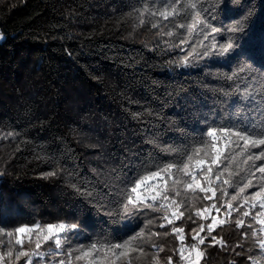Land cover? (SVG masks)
Listing matches in <instances>:
<instances>
[{"label": "trees", "instance_id": "16d2710c", "mask_svg": "<svg viewBox=\"0 0 264 264\" xmlns=\"http://www.w3.org/2000/svg\"><path fill=\"white\" fill-rule=\"evenodd\" d=\"M224 3L207 0L205 7L219 6L213 23L225 30L217 40L225 43L229 36L236 38V51L227 62L194 55L193 66L184 68L178 66L180 57L191 48L181 45L182 52L173 46L187 31L162 35L161 28L174 29L177 21L152 16L158 4L150 0H0V220L7 222L9 230L38 222L79 223L78 234L67 242L77 247L97 239L127 238L152 220L145 229L148 239L141 244L148 255L133 254L132 264H155L153 255L159 264H167L169 256L173 264H183L175 251L180 241L171 229H184L185 245L196 243L193 228L199 231L201 223L210 222L196 211L210 206L212 200H205L199 189L193 192L180 184L177 199H183L185 215L173 224H167L163 212L149 209L129 224H113L119 219L108 215L117 210L116 197L110 192L113 169L123 176L138 170L141 161L160 165L184 161L198 146L204 118L211 124L213 119L219 123L234 117L238 88L251 85L259 103L244 106L243 112L255 116L258 124L264 121V0ZM249 13L243 32L226 31ZM157 20L161 28L154 29L152 23ZM179 22L190 23L191 18ZM243 64L251 71L239 73ZM234 72L237 77L228 80ZM221 89L232 93L231 107L221 104ZM244 161L237 157L229 172L247 168ZM226 166L227 162L221 170ZM48 172L56 175L46 176ZM229 172L215 182L218 189L227 187L223 179ZM248 178L245 172L234 175L236 185L228 188L223 200H215L217 205L235 195ZM221 196L218 190L217 197ZM166 203L171 216L174 206ZM226 211L225 205L218 219ZM211 214L217 215L215 210ZM237 217L233 213L229 223L213 233L226 247L210 246L211 238H206L200 246L205 253L200 264H264L251 229L235 226ZM244 219L260 227L252 216ZM242 232H248L247 239ZM24 240L26 250L35 247V236L31 245L27 237ZM153 244L164 251L156 253ZM49 249L55 250L52 240L41 250L48 253ZM64 252L63 257L46 254L41 264L67 260V245ZM72 264H88V258L77 262L73 256Z\"/></svg>", "mask_w": 264, "mask_h": 264}, {"label": "snow or ice", "instance_id": "6c2138e0", "mask_svg": "<svg viewBox=\"0 0 264 264\" xmlns=\"http://www.w3.org/2000/svg\"><path fill=\"white\" fill-rule=\"evenodd\" d=\"M150 2L158 4L157 9L151 13L152 16L158 15L164 21H177L174 24V29L170 28L165 32L161 28L160 21L157 20L152 23L154 29L161 28V34L169 37L177 34L175 30L186 29L187 31V35L180 39L179 45L173 46L175 48L182 45L191 48L187 55L180 57L178 66L184 68L193 66L191 57L194 55L199 59L229 58L236 51L238 46L236 38L229 36L225 43L217 40V37L221 36L222 31L225 30L223 26L217 27L213 23L216 13L220 10L219 6L205 7L207 0H150ZM221 3H224V0H221ZM224 6L226 7L227 4L224 3ZM146 11L148 9H145ZM250 15L251 13L245 16L243 21H238L235 25L227 27L226 31L230 33L243 32V24ZM189 17L191 18L190 23L179 22L187 20ZM143 22L141 20V23ZM193 40L194 42L189 45V42ZM184 50V47H180V51ZM248 71H251L248 64L239 67V73ZM236 77L237 73L234 72L232 75H228L227 79L234 80ZM220 91L224 97L221 104L231 107L232 93L224 89ZM236 92L237 106L234 109V117L229 116L226 118V122L221 120L219 123L213 119L211 124H207V118H204L205 128L201 130L198 146L194 147L190 154H187L184 161L170 160L163 165L141 161L138 170L131 175L123 176L118 170L113 169L114 186L110 192L116 197L117 210L109 212L108 215L119 218L113 220V224H129L136 217L144 215L145 209L163 212V219L167 224H173L175 220H179L185 215V212L181 211L184 201L177 199L181 196L179 185L183 184L187 190L194 192L199 189L200 192L205 193V200H212L210 206L196 211L198 217L210 220L206 225L201 223L199 231L193 228L192 239L196 243L190 246L185 245L184 229L178 227L171 229L172 233L176 234V239L180 241V247L175 251L179 252L183 264H200L205 255L200 246L205 244L207 237L211 238L210 246L226 247L225 241L213 233L217 227L229 223L233 213H238L235 226L238 229L245 226L251 229L252 236L258 244L261 254L264 255V121L258 124L255 116L243 112L244 106L250 107L259 103L251 85L242 89L238 88ZM261 114L264 115V110L261 111ZM253 149H259V151L253 152ZM165 151L172 150L165 149ZM237 157H244V162L248 167L238 168L236 173H231L229 169ZM257 161L260 163H256ZM225 162H227V166L221 170V166L225 165ZM224 172H229L228 178L223 179V185L227 187L218 189L215 182L221 180ZM240 172H245L249 178L236 189L235 195L218 206L215 200H223L229 195L228 188H233L237 183L233 176L239 175ZM181 173L183 176L178 175ZM45 175L53 176L56 173L48 172ZM184 177L191 179L189 181ZM201 177L207 181L206 185L201 183ZM212 177H215V180ZM150 181L153 183H149ZM160 181H163L162 185ZM169 181L171 182L169 183ZM249 189L256 190L252 191L250 195L245 194ZM218 190L223 192V196L217 197ZM149 192H151L150 195H145ZM173 193L174 195H172ZM208 193L212 195L208 196ZM87 194L92 196L91 191ZM241 194H244L242 200L239 199ZM166 202H171V205L174 206L171 216H169V205ZM225 205L227 211L223 213L224 218L218 219V215L221 214V209ZM257 207L259 210L255 211L253 216V210ZM212 210H215L217 215H212ZM250 216L256 224L260 225L259 228L253 227L251 223H246L244 218ZM152 223L153 221L149 220L144 228H140L139 231L133 230L134 234L128 235L127 238L116 236L111 239H97L88 245L80 243L77 247H72L67 242L70 236L78 234L79 223L59 222L42 225L38 222L32 226L22 225L9 230L7 222L0 220V248H6V250L0 251V264H19L22 259H24V264H41L46 254L65 256V245H67V260L62 258L59 260V264H72L73 256L77 262L88 258V264H132L133 254L148 255L141 244L148 239L145 229L148 224ZM193 223L196 221L193 220ZM160 227L164 228L165 225L160 224ZM204 232H206V236L201 235ZM159 235L160 233H151V236ZM164 235H168V233L165 232ZM241 235L247 239L248 232H242ZM33 236L36 237L35 247L26 250L24 238L27 237L28 243L31 245ZM50 240L55 242V250L49 249L48 253H45L41 250L42 245ZM236 247H242V245L238 244ZM153 249L156 253L164 251L163 248L155 244H153ZM186 250L187 256H185ZM249 259L251 260L252 257L250 256ZM152 260L155 264H159L156 255L152 256ZM167 264H173L172 256L167 258Z\"/></svg>", "mask_w": 264, "mask_h": 264}, {"label": "rangeland", "instance_id": "374dc122", "mask_svg": "<svg viewBox=\"0 0 264 264\" xmlns=\"http://www.w3.org/2000/svg\"><path fill=\"white\" fill-rule=\"evenodd\" d=\"M220 59H221V62H227V60H228L229 58H222V57H220ZM149 183H151V181H150ZM150 194H151V192H149V193H145V195H150Z\"/></svg>", "mask_w": 264, "mask_h": 264}]
</instances>
